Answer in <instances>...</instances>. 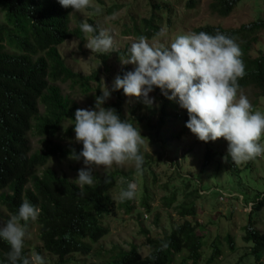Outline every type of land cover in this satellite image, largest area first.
Instances as JSON below:
<instances>
[{"label": "trees", "instance_id": "trees-1", "mask_svg": "<svg viewBox=\"0 0 264 264\" xmlns=\"http://www.w3.org/2000/svg\"><path fill=\"white\" fill-rule=\"evenodd\" d=\"M238 1L210 0L208 10L214 16L228 17ZM196 6V0H187V8ZM118 9V5H114L106 11L113 14ZM167 10L166 5L153 3L151 15L140 21L133 19L124 33L136 38L143 36L146 40L157 37L155 34L162 23L160 14H166ZM0 11L3 14L0 17V204L8 211L9 217L17 214L24 200L40 209L34 222L42 249L56 258L53 264H174L178 255H182L179 264H201L206 252H211L206 264H217L223 246L234 251L235 242L229 231L222 242L218 238L209 242V236L200 234L199 224L188 220L173 228L170 234L159 237L147 235L143 246L146 254L136 244L128 249L112 247L103 250L100 242L109 233L106 225L108 218L116 217L118 209H124L127 214L134 209L140 210L135 206V197L121 200L116 199L114 194L126 189L134 174L143 172L146 167L149 169L151 158L148 154L143 157L140 171L114 169L105 175L93 173V185L83 186L82 190L75 181L47 167L52 158H67L73 150L78 154L82 149L65 147L54 141L64 122L74 123V113L79 109L57 83L69 82L70 88L78 86L81 91L89 92L93 90L92 82L99 83V71L84 75L72 70L59 50V46L68 39L76 37L81 42L86 39L79 28L83 19H77L76 28L70 26L72 8L62 7L58 0H0ZM167 18L168 24L172 23L169 15ZM88 24L99 29L92 18L88 19ZM263 29L264 19L238 28H225L219 24L200 25L192 32L203 31L214 35L218 30L232 37L239 45L244 65V75L237 81L238 92L251 89L256 97L264 98V52L256 54L254 51ZM4 44L11 53L5 50ZM117 54L127 55L125 52ZM97 56L107 65L111 55L98 53ZM154 92L163 100L157 127L150 125L155 108L137 103L129 114L124 112L122 89L113 91L115 101L104 106L114 108L121 119L133 126L144 123L148 131L158 130L164 123V117L169 116L166 108L174 107V104L159 88H155ZM96 93L101 95L99 87ZM186 129L184 125L181 132ZM72 130L73 126L68 132ZM29 133L39 137L41 150H32ZM210 156L211 153H206V164ZM227 161L230 170L237 174V164L230 158ZM106 176L108 183H105ZM175 196L174 191L165 198V202L171 204ZM195 196H198L197 189L184 195V201L178 207L182 217L196 215L197 203L192 200ZM140 205L147 211L151 210L146 179L142 185ZM261 210H264V194L256 196L252 212L247 213L243 241L248 244V249L238 264H264V232L256 227L252 218ZM8 248L6 242L0 241V264H6L4 253ZM23 253L30 256V249L25 244ZM90 255L99 263H74V259Z\"/></svg>", "mask_w": 264, "mask_h": 264}, {"label": "rangeland", "instance_id": "rangeland-1", "mask_svg": "<svg viewBox=\"0 0 264 264\" xmlns=\"http://www.w3.org/2000/svg\"><path fill=\"white\" fill-rule=\"evenodd\" d=\"M210 0H196L197 6L193 9L187 8V0H89V6L72 13L71 28H76L77 19H83L88 23L92 18L99 29H104L113 38V50L108 52L111 56L105 65L95 52L85 47L87 40L93 37L92 33H85V42L73 37L59 46V50L64 57L66 64L74 71L89 75L94 71H99V83L92 82L93 90L83 92L76 86L70 88V83H57L61 86L65 95L75 101L79 109H86L94 106L97 96L96 88L104 86L111 89L112 82L117 75H124L125 72L133 70V65H121L120 56L117 52L127 53L131 43L137 38L131 34H125L128 24L133 19L141 20L149 17L152 13V4L166 5L167 13H161L162 23L160 29L165 30L163 37H155L146 40L156 46H168L181 34L193 33L194 27L206 24L222 25L225 28H238L251 22L264 19V0H239L235 9L228 17L212 15L208 10ZM114 5L119 9L113 14L106 10ZM168 11H170L168 13ZM172 23L168 24L167 16ZM0 17L3 14L0 11ZM258 42L254 46L255 53L264 52V29L258 36ZM5 46V50L11 53L10 48ZM101 91V90H100ZM239 92L248 98L252 105V111L264 113V98L256 97L254 91L245 89ZM124 112L129 114L130 110L141 103L143 107H148L143 102V98L127 97L124 95ZM154 98L152 106L155 114L151 116L150 125L157 127L161 112L160 108L163 100L156 96L155 92L149 93ZM115 101V95L111 92L110 98L106 101L111 104ZM174 107L166 108L169 116L164 117V123L158 130L148 131L144 123L136 124L143 136L142 156L148 154L150 168L141 173L134 174L131 181L136 183L133 212L127 214L124 209H118L116 217H109L106 225L109 233L101 240L100 244L104 251L117 247V249H128L132 244L142 248L143 254L146 249V237H159L170 234L173 228L188 220L193 224L198 223L200 234L209 236V242L218 238L223 241L226 232H230L235 242V250L230 251L228 246H223L217 264H238L248 249V244L243 241L244 226L247 224V213L252 212L253 203L257 195L264 194V154L247 162L237 165L236 173L229 168L226 150L227 141L222 137L216 141L203 142L191 133L187 128L184 133L187 110L179 106L172 100ZM106 107V106H104ZM108 108V107H106ZM73 123L67 121L61 126L55 142L76 149L82 147L74 139L75 133L68 129ZM29 140L33 151L41 150L39 137L29 133ZM259 143L264 144V135ZM206 153H211V158L206 164ZM47 167L53 168L61 176H66L71 181L77 177L78 170L84 167L82 160L76 161L67 158H52ZM119 169L129 171L136 169L134 162H124L121 165H113L105 170L100 167L94 173L101 175L109 171ZM144 179L147 181V189L150 196L151 210L147 211L142 207V185ZM167 185V187H166ZM197 189L198 196L192 200L197 203V213L194 216L182 217L179 214V205L184 201V195L194 192ZM176 193L175 201L171 204L165 202V198L170 197L172 192ZM119 192L114 197L120 198ZM9 218L8 211L0 204V223ZM256 227L264 232V210L253 214ZM220 236V238L218 237ZM24 244L30 249V256L39 254L45 264H53L56 258L49 255L42 249V243L38 237V229L35 222L28 224L27 234ZM224 245V244H223ZM211 252L205 253V258L201 264H206V258ZM181 256H176L174 264H179ZM264 261V257L262 259ZM99 263V260L92 255L85 258L74 259V263Z\"/></svg>", "mask_w": 264, "mask_h": 264}, {"label": "clouds", "instance_id": "clouds-1", "mask_svg": "<svg viewBox=\"0 0 264 264\" xmlns=\"http://www.w3.org/2000/svg\"><path fill=\"white\" fill-rule=\"evenodd\" d=\"M58 3L73 12L89 6V0H58ZM79 28L84 33H95L85 43L92 53L113 50V38L106 30H97L86 22L80 23ZM155 35L163 37L165 30L161 28ZM240 55L235 40L218 30L214 35L203 31L181 34L166 47L138 37L130 44L127 55L120 56L121 65L131 64L133 70L122 77L117 75L111 89L101 88L93 107L74 113V139L82 144V149L78 154L73 150L69 158L82 160L84 165L74 179L77 186L81 190L83 186H92L94 170L100 167L107 170L114 164L130 161L137 171L142 168L140 129L121 119L114 108L104 107L111 92L121 89L125 96L143 98L146 105L152 106L154 98L149 93L159 88L167 99L175 100L187 110L185 126L198 140L207 143L222 137L227 141L226 156L234 164L264 154V144L258 142L264 135V113L252 111L248 98L238 92V78L244 75ZM108 182L106 176L105 183ZM135 191L136 183L128 182L119 193L120 199H133ZM39 213L37 206L24 200L17 214L0 223V241L9 246L4 253L6 264H45L41 255L23 253L28 223L36 221Z\"/></svg>", "mask_w": 264, "mask_h": 264}]
</instances>
